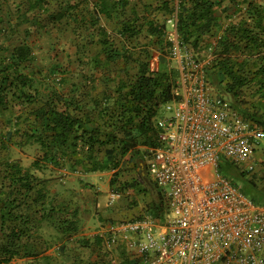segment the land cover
Listing matches in <instances>:
<instances>
[{"label": "trees", "instance_id": "1", "mask_svg": "<svg viewBox=\"0 0 264 264\" xmlns=\"http://www.w3.org/2000/svg\"><path fill=\"white\" fill-rule=\"evenodd\" d=\"M27 1L26 10L19 12L25 21L28 11L33 12L40 22L35 30L45 29L44 21L55 20L56 25L65 17L66 25L73 23L68 26L74 34L76 68L37 64L30 27L17 31L20 35L13 44L0 43V264L45 255L54 242L40 231L52 216L64 222L57 223L63 236L79 230L78 209L69 207L66 199L57 202L50 192V177H39L35 171L114 170L112 178L117 179L122 168L132 164L138 178L122 182L118 189L140 191L141 181L142 189L153 196L149 213L163 220L167 208L162 193L140 163H145L146 147L156 144L154 120L161 106L173 98L179 76L172 64L175 41L166 31L170 16L176 18L182 53L202 63L210 84L264 130V0ZM99 15L120 16L122 49L99 23ZM145 26L148 40L130 47ZM81 27H92L100 38L83 37ZM117 57L125 65L117 70L122 74L114 76L108 64ZM91 69L102 74L90 75ZM72 70L82 79L70 82L62 75ZM45 73L52 75L50 80ZM34 144L37 151L30 166L10 157L12 146ZM229 167L245 180L242 185L234 182L241 191L255 203H264L258 181L246 178L242 168L238 171L231 163ZM94 241L93 250L98 251L101 240L95 236ZM65 248L67 244L58 247L60 252ZM122 258L124 264H136L124 254ZM78 264L113 263L107 251H98L95 258Z\"/></svg>", "mask_w": 264, "mask_h": 264}, {"label": "built area", "instance_id": "2", "mask_svg": "<svg viewBox=\"0 0 264 264\" xmlns=\"http://www.w3.org/2000/svg\"><path fill=\"white\" fill-rule=\"evenodd\" d=\"M175 20L168 18L176 31ZM171 36L174 58L184 63L173 98L154 120L156 144L145 153L167 209L163 220L146 212L110 223L107 231L126 243L136 264H264V203H255L220 171L224 160L254 170L257 159L264 161L263 134Z\"/></svg>", "mask_w": 264, "mask_h": 264}, {"label": "rangeland", "instance_id": "3", "mask_svg": "<svg viewBox=\"0 0 264 264\" xmlns=\"http://www.w3.org/2000/svg\"><path fill=\"white\" fill-rule=\"evenodd\" d=\"M14 3L13 1L7 2V4L11 5ZM0 8H2L1 0ZM109 23L110 21L107 23V28L109 32H112L113 26ZM166 31L168 36L172 38L171 34L173 35L174 32V24H172V22L167 23ZM46 32L45 30L33 29V32L29 34V39L35 43L34 50L37 64L50 67L51 63L53 65L65 58H62L64 57L62 53L63 46L56 41V39L61 38L62 33L59 34L60 32L58 33V31L54 29L48 34ZM54 34H57L58 37L56 36L55 38ZM53 45L56 46L54 47ZM49 46L50 48L48 49ZM181 59L182 58H173L172 64L176 68H179L180 64L184 63ZM67 60L68 59H66V61ZM72 63V66L76 68L74 60ZM48 70L47 68V71ZM44 77L50 80L52 75L45 73ZM163 110H165L164 106H162L159 111L160 115ZM258 130L263 134L260 136L262 146H264V131H262L261 127H258ZM36 151L37 145L35 144L23 147L12 146L10 149V157L19 160L24 166H30ZM259 156H261V154ZM229 164L230 163L227 161L223 162V173L231 177L233 182L242 185L245 180L238 176L237 172H230ZM132 168V164L125 165L119 172V177L117 179L112 178L114 170H103L82 174L80 171L71 172L69 168L64 167L53 171H35L34 173L39 177H50V192L56 197L57 202L66 199L69 201V207H76L78 209L77 217L79 219V230L70 233L68 237L63 236L60 230L64 222L52 216L43 223L40 231L45 239L54 242L51 248L45 252V255H40L38 258L39 260L36 259L37 261L26 258H15L9 264H78V262L82 260L96 257L98 251L96 248L93 250L95 246V236L100 238L101 243L104 244L103 250L108 252L109 257H111L112 260L115 259L112 263L119 264L123 260L122 247L124 243L122 242L124 241L121 239L113 241L112 234L107 231V225L112 222L116 223L124 220L131 221L139 214L146 213L149 209L148 204L151 203L153 199L152 194L148 190L142 189L144 187L140 180L138 185V187L141 188L140 191L132 187L125 188L124 190L118 189V185L122 184V182L132 180L135 177L138 178V175ZM236 168L238 171L244 170L246 172V178L257 180L258 184L264 189V161H256L255 169L252 171H247L245 166L240 170L238 166ZM112 179L114 180L113 184H111ZM112 194L117 196L113 198ZM99 202L101 203V207H98ZM59 222L61 226L57 224ZM59 236H62L63 240H60ZM87 243L89 244L88 246ZM62 244H67V248L60 252L58 247ZM126 251L127 254L125 255H129L127 247ZM45 256H49V258H44Z\"/></svg>", "mask_w": 264, "mask_h": 264}, {"label": "crops", "instance_id": "4", "mask_svg": "<svg viewBox=\"0 0 264 264\" xmlns=\"http://www.w3.org/2000/svg\"><path fill=\"white\" fill-rule=\"evenodd\" d=\"M15 2L13 5L11 4H7V2ZM1 0V7L0 8V43L1 44H5V45H8V44H13L15 41H17V36L20 35L17 33V31H21V30H24L26 27H30V29H32V32H33V29H35V26L38 25L40 22L37 20V18L33 17V12L31 10L28 11L27 15H29V20L25 21L24 20V17L22 15H20V12L19 11H25L26 10V7L28 5V1L27 0ZM52 4H54V1L50 0ZM5 2V3H3ZM27 5H26V4ZM21 7V10H18L17 8ZM126 14H130L129 10L126 11ZM161 18V20H163L164 18L160 15L159 16ZM67 17L63 18L59 23H57L56 25L54 24V22H56L55 20H53V22L51 21H44V23L46 24L45 26V29L43 28V30L47 31L46 33L48 34L52 29L54 30H57L59 34L62 33V36L61 38H58L56 39V41H58L59 44H61L63 47H62V53H63V56L62 58H65L63 59L62 61H59V62H56L55 64H61L63 66H65V68H68V69H71V68H74L72 66V61L76 59V55L74 54L75 52V47H74V34L69 30L70 26L73 25L72 24H68L66 25L65 23L67 22ZM108 21H110V25L113 26V29H112V36L114 38V45L117 47V48H121L122 49V45H123V41L124 39L120 37V34L118 32L119 28H120V16L119 15H115L113 18H107L105 15H99V23L106 29L108 30L107 28V23ZM17 24H19L18 28L15 27ZM14 29V32L10 33V29ZM82 30H83V37H86L87 39H90V36H93L94 35V39L97 40L99 39L100 37L97 35L98 33L96 32H92V27L90 28H84V27H81ZM3 31H8L9 34L7 36H4L5 34H2ZM4 32V33H5ZM55 38L57 36V34L55 35ZM148 31H147V28L146 26L143 28V31L142 33L139 34V36H137L136 38H133L131 40V42L129 43V46L132 47L133 45L137 44L138 42H145L148 40ZM177 34H176V31L174 29V37L176 38ZM53 37V36H52ZM58 37V36H57ZM54 38V37H53ZM54 38V40H55ZM32 41V40H31ZM33 44H35L33 42ZM48 45V44H47ZM50 45V43H49ZM54 47L56 45H53ZM51 46V47H53ZM50 48V46L48 47V49ZM47 53V52H46ZM93 54H90V56H92ZM74 56V58H73ZM66 59H68L66 61ZM154 62H157L158 61V58L157 57H154ZM76 63V62H75ZM125 65V62L117 57L115 60H111L110 63L108 64V66L110 67V73L113 74L114 76L117 74V70L119 68H123ZM52 66V64H51ZM76 71L72 70V71H67L65 72L64 74H62L63 76H65L68 81L72 82V81H77V80H80L82 79V76H80L79 73L75 74ZM88 73V72H87ZM119 74H122V72H118ZM88 74H95L97 76L101 75V73L97 72L96 70H93L91 69L90 72ZM108 74L105 72L104 73V76L106 77ZM103 86L99 87V89H101ZM216 91H218L217 88H215ZM219 92V91H218ZM223 97H225V95L222 94ZM226 98V97H225ZM227 99V98H226ZM228 100V99H227ZM234 108V107H233ZM235 109V108H234ZM236 110V109H235ZM237 111V110H236ZM239 112V111H238ZM262 129V128H261ZM263 130V129H262ZM264 131V130H263ZM225 161V160H224ZM223 161V162H224ZM227 161V160H226ZM258 161V159H257ZM229 162V161H227ZM231 163V162H229ZM141 164L140 163V169L142 170V172L145 171V167L144 169H142L141 167ZM144 166H145V163H143ZM232 164V163H231ZM234 165V164H233ZM235 166L237 167V165L235 164ZM238 168H240L238 166ZM149 176V175H148ZM144 187V185H143ZM98 207H101V203L99 202L98 204ZM140 208V206H139ZM149 212V211H147ZM142 214V213H141ZM114 223V222H112ZM110 224V223H109ZM100 239V238H99ZM124 243L123 247H122V251L124 252L123 254H127V251H126V243L125 242H122ZM103 243H101L102 245ZM103 247H104V244L102 245L101 249H99L98 251H105L103 250ZM128 249V248H127ZM100 254H102L100 252ZM127 257L129 255H126ZM130 257V256H129ZM16 259H24V258H16ZM132 259V258H131ZM34 261H37L36 259H33ZM39 260V259H38ZM115 260V259H113ZM112 260V261H113ZM13 261V260H12ZM11 263V262H9ZM7 263V264H9ZM121 264H124V260L121 262Z\"/></svg>", "mask_w": 264, "mask_h": 264}, {"label": "water", "instance_id": "5", "mask_svg": "<svg viewBox=\"0 0 264 264\" xmlns=\"http://www.w3.org/2000/svg\"><path fill=\"white\" fill-rule=\"evenodd\" d=\"M141 167H142V169H144V164L143 163L141 164Z\"/></svg>", "mask_w": 264, "mask_h": 264}]
</instances>
